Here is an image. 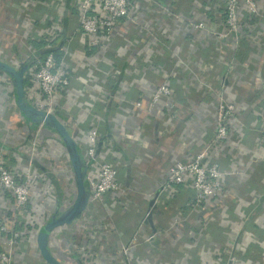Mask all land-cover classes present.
Wrapping results in <instances>:
<instances>
[{
  "label": "crops",
  "instance_id": "obj_1",
  "mask_svg": "<svg viewBox=\"0 0 264 264\" xmlns=\"http://www.w3.org/2000/svg\"><path fill=\"white\" fill-rule=\"evenodd\" d=\"M51 1L0 0V54L6 49L17 58L25 53L17 51L18 29L35 50L32 43L50 27L38 25L54 14ZM156 1L150 7L136 5L135 23H121L103 50L86 46L76 13L63 21L57 44L71 85L58 94L56 116L77 140L98 129L112 147L114 157L106 160L116 165L122 188L103 203L89 202L80 224L70 227L74 239L87 245L94 264H109L136 238L129 264H264V0H253L256 15L240 10L237 45L218 39L226 31L225 14L213 1ZM199 24L204 28L194 30ZM27 26L32 27L28 38L22 30ZM15 57H10L13 63ZM164 84L171 87L175 108L157 107L148 114L153 92ZM25 89L31 95L30 87ZM16 98L11 79L0 75V153L18 177L30 161L40 175L24 217L27 237L15 251L14 264H47L38 235L58 209L74 203L73 168L59 135L46 126L33 134ZM139 101L142 109L136 108ZM221 101L235 105L236 114L230 137L211 160L232 174L218 198L196 208L191 183L168 186L166 177L176 162L211 147ZM36 137L40 145L32 157L27 143ZM86 186L89 192L87 181ZM148 195L157 199L155 209ZM150 211L151 224L146 222ZM83 219L89 231L84 232ZM149 235L155 241L147 243ZM49 248L61 262L79 264L78 255L64 254L56 233Z\"/></svg>",
  "mask_w": 264,
  "mask_h": 264
},
{
  "label": "built area",
  "instance_id": "obj_2",
  "mask_svg": "<svg viewBox=\"0 0 264 264\" xmlns=\"http://www.w3.org/2000/svg\"><path fill=\"white\" fill-rule=\"evenodd\" d=\"M210 1L220 5L225 14L224 24L226 31L220 33L218 39L222 41L233 40L234 44L237 45L242 33L240 10L245 7L250 15H256L258 13L257 4L253 0ZM156 2V0H74L71 6L73 13L77 14L79 29L86 37V46L89 49L103 50L107 47L113 33L121 23H135L134 8H136V5L140 7L147 5L150 7V5H155ZM67 3L68 0H52L51 4L54 14L45 16L38 25L43 28L47 23H50L49 28H45L40 32V38L47 43V47H50L52 43L59 42L63 36V21L69 14ZM44 6H48V2L44 3ZM24 7L26 6L24 5ZM5 15L7 16L8 12L1 13L2 17ZM69 15L73 16L72 12ZM203 28V24L193 25L194 30ZM22 30L26 38L30 37L28 33L32 31V27H22ZM28 46L31 47L30 45ZM27 49L28 51L24 53L26 56L19 54V58H17L14 54L13 58L17 59V63H13L14 60L11 61V59L10 61L1 59V54L0 61L20 68L22 66L21 61L31 59L32 65L26 73V78L30 83L28 87L31 89V95L25 89L26 98L30 105L38 111L46 115H57L56 101L58 94L71 85L68 69L64 63L58 65L52 54L42 57L35 54L36 50L32 52L30 48L27 47ZM17 51L19 53L25 52L18 48ZM157 107L165 108L168 111H172L175 108L170 85L164 84L157 87L145 109L148 114H152ZM136 108L142 109L143 104L140 101L137 102ZM235 114V105L221 101L218 105L215 119V140L210 144L211 147L188 161L176 162L167 173L166 182L168 186H181L191 183L196 192L194 201L196 208L205 207L215 198H218L224 190L225 177L232 174L231 172L223 171L219 163L212 161L211 154L220 150V147L230 137V120ZM63 123L66 126V123ZM40 127H43V125ZM37 137L30 139L27 143L32 157L36 155L39 149L40 144ZM75 141L88 167L89 202L103 203L106 196L118 193L122 189L118 181L116 165L113 161L106 160L109 156L114 157L112 147L110 143L104 142L97 128H92L85 140L75 139ZM39 176L37 173L35 175L34 166L30 161L28 163V171H25L23 178L18 177L13 171V167L10 166L8 159L0 153V220H2L0 223V245H2L3 249V251H0V264H14L15 251L27 237L26 230L28 231L29 227L27 228V222L24 217L29 214L28 209L32 202L33 183L39 180ZM148 197L150 200L154 199L153 195H148ZM81 217L72 225H66L55 230L50 238L56 233L64 254L78 255L79 264H94L91 251L86 244L82 242L80 244L74 239V229L70 228L74 224L79 225ZM18 221L24 225L22 232L14 230ZM83 221L85 223L82 226L84 232L89 231L90 226L87 225L84 219ZM66 233L68 234L65 235ZM64 238L67 242L63 241ZM145 240L147 243L153 242L155 241V236L149 235ZM137 244L136 238L124 245L118 253L116 252L111 256L112 262H109V264H129V257L137 248ZM55 257L58 258L57 256Z\"/></svg>",
  "mask_w": 264,
  "mask_h": 264
},
{
  "label": "water",
  "instance_id": "obj_3",
  "mask_svg": "<svg viewBox=\"0 0 264 264\" xmlns=\"http://www.w3.org/2000/svg\"><path fill=\"white\" fill-rule=\"evenodd\" d=\"M27 71L28 65H22L20 68H16L7 62L0 61V74L10 78L14 85L17 97L16 106L21 117L36 125H43L54 130L62 139L73 168L76 190L74 203L64 211L58 209L56 214L52 217V220L43 227L37 239L40 253L47 264H65L51 253L49 239L55 230L66 225H72L87 211L90 199V194L86 186L88 167L79 151L77 142L70 134L65 124L56 115H46L35 109L28 102L24 86ZM156 202V198L151 200V209L156 208ZM151 220L152 211H150L146 222L151 224Z\"/></svg>",
  "mask_w": 264,
  "mask_h": 264
},
{
  "label": "trees",
  "instance_id": "obj_4",
  "mask_svg": "<svg viewBox=\"0 0 264 264\" xmlns=\"http://www.w3.org/2000/svg\"><path fill=\"white\" fill-rule=\"evenodd\" d=\"M74 0H68V3H67V9H68V13L70 14L71 12L73 13V9H72V6H71V4H72V2H73ZM69 14H68V17H69ZM66 21H67V17L66 18H64V23L66 24ZM63 37V36H62ZM33 45H34V49L36 50V53L35 54H37V55H39V56H42V57H45V56H48V55H54V57H55V59H56V62L58 63V65H60V64H63V54H62V47H60V45H58L56 42L55 43H52L51 45H50V47H47L48 45H47V43L42 39V38H39V40L38 41H35V42H33L32 43ZM19 58V57H18ZM20 60H22L21 58H20ZM22 62V65H28V70H29V67L32 65V62H31V59H28V60H23V61H21ZM1 76H3V74H0ZM30 85V83H29V80L28 79H26V81H25V83H24V86H25V88L27 87V86H29ZM58 116L62 119V120H64L65 121V119H64V117H63V115H59L58 114ZM27 122H28V124H32V130H31V132L34 134L36 131H37V129L40 127V125H36V124H34V123H31L29 120H27ZM44 127V126H43ZM47 128V127H46ZM30 129H31V127H30ZM10 218V217H9ZM1 221L2 220H0V223H1ZM24 225H23V223H21L20 221H18L17 223H16V226L14 227V230L15 231H20V232H22V229L24 228L23 227ZM0 251H3V249H2V245H0Z\"/></svg>",
  "mask_w": 264,
  "mask_h": 264
},
{
  "label": "rangeland",
  "instance_id": "obj_5",
  "mask_svg": "<svg viewBox=\"0 0 264 264\" xmlns=\"http://www.w3.org/2000/svg\"><path fill=\"white\" fill-rule=\"evenodd\" d=\"M20 32H21L20 29L14 31V33L16 34L17 39H18V49L21 50V51H25V53H26L28 51L27 47L28 48H30V47L27 45L25 39L24 40L21 39ZM4 53H5V55L1 54V59L6 60V61H10V57L13 58V55L11 56L9 54V49H6V51ZM23 55L26 56V54H23ZM16 137H19V135H17Z\"/></svg>",
  "mask_w": 264,
  "mask_h": 264
}]
</instances>
